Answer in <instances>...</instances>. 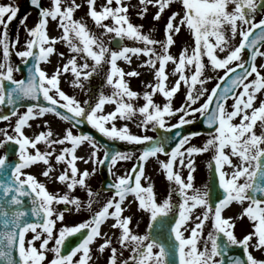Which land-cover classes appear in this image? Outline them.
<instances>
[{"label":"snow or ice","instance_id":"obj_1","mask_svg":"<svg viewBox=\"0 0 264 264\" xmlns=\"http://www.w3.org/2000/svg\"><path fill=\"white\" fill-rule=\"evenodd\" d=\"M172 2L138 0L137 15L143 19L151 6L156 9L152 19L159 22ZM30 4L37 9L38 19L32 27L25 24L27 17L20 19L28 36L22 50H15L18 37L10 39L8 32L19 9L0 4V109L7 108L0 111V121L9 122L0 127V147L5 149L0 154V264H91V245L98 239L102 242L97 251L109 253L106 264H225L226 256L228 264H264V258L250 251L264 254V98H259L264 95V63L257 64L258 57L264 59V16L256 19L264 10V0H180L182 11L168 15L162 40L151 35L154 30L145 32L142 24L132 22L129 9L136 5L123 0H104L99 5L98 0H50L49 6H43L42 0H30ZM85 6V17L101 30L99 34L89 28L85 17H75ZM50 23L59 35L49 34ZM182 28L190 33L192 44L174 55L170 49ZM237 35L240 39L233 44ZM126 40L132 44L124 43ZM58 43L67 46L66 59L64 52H57ZM13 52L27 71L19 79L14 77L21 68L13 65ZM53 54L63 63L49 74L41 65L50 63ZM132 56L145 57L139 66H146L153 75L154 82L147 83L142 93L133 90L126 79L140 73L135 69L126 72L118 63L131 64ZM169 63L173 65L170 72L166 71ZM209 65L214 72L222 71L211 90L205 86L213 79L206 75ZM100 72H104L110 94L101 90L93 96L89 91V98L81 101L60 86L61 78L70 76L72 88L84 89ZM169 76L175 77L171 85ZM182 85L184 102L174 107L173 97ZM157 94L163 97L162 104L154 100ZM141 98L143 103L138 104ZM107 105L114 107L105 111ZM21 108L25 110L21 112ZM46 114L71 127L62 135L54 134L44 120L46 130L31 137L26 134L30 120ZM196 114L209 129L202 146L190 143L199 132H182L184 125L194 123ZM172 117H178L176 123L168 122ZM117 119L133 121L145 134L131 133L127 123L117 126ZM85 123L109 141L141 145L130 170L123 175L112 172L118 161L132 159V153L100 143L88 132H73ZM149 128L155 136L146 134ZM40 143L45 145L43 150ZM56 145L61 146L58 154ZM85 145L90 153L78 156V148ZM101 151L103 156L98 155ZM205 152L212 153L207 167L215 181V198L212 185H194L195 159ZM161 155L166 159H160ZM150 158L158 161L169 182L168 196L162 201L157 200L154 185L145 175ZM77 161L91 162V172L81 170ZM106 162L114 180L103 185V190L111 196L93 210L100 194L86 181L97 164ZM38 163L45 166L40 175L66 190L49 191L36 174L26 171ZM61 164L63 169L53 177ZM182 169H187L186 176ZM142 178L149 180L147 185ZM77 187L86 191L85 201L72 195ZM129 195L148 215L143 234L133 229L130 216L123 215ZM25 197L30 198V207H25ZM234 202L242 206L236 219L246 217L250 223V231L242 238L235 235L236 220L223 215ZM57 204H64V209L57 210ZM82 210L91 215L74 225L63 223L66 212ZM110 218V228L119 233L115 240L102 231ZM57 221L61 222L58 230ZM208 222L211 230L204 237ZM29 232L30 239L26 238ZM165 232L167 240L162 238ZM76 234L82 238L63 252L67 240ZM50 241H54L51 247ZM233 246H239L242 255L229 256ZM123 251L129 252L126 258ZM49 252L51 259H47Z\"/></svg>","mask_w":264,"mask_h":264},{"label":"rangeland","instance_id":"obj_2","mask_svg":"<svg viewBox=\"0 0 264 264\" xmlns=\"http://www.w3.org/2000/svg\"><path fill=\"white\" fill-rule=\"evenodd\" d=\"M78 2H81V0H78ZM103 2H104V0H98V5L102 4ZM123 2L131 3L132 5H136L135 7H130V9H129V14H130L132 22L135 24H142L143 30L145 32H149L150 29L154 30L151 32V35L157 40H162L164 38L163 26L166 22L168 15H170V13L172 11H182V5L180 4V0H173L171 6L164 12L163 18L159 22H156L152 19V15L156 11V9L154 7L149 6L148 12L145 14V17L143 19H141L137 15V12L140 10L138 0H123ZM0 4H12L14 6H17L19 9L17 17L14 18V20L9 24L8 32H9L10 39H16L18 37L19 43L16 45L15 50H22L25 46V41L28 39V36L26 34L25 27L20 24V19L23 17H27V19L25 20V24L28 27H32V26H34V23L38 19L37 13L33 9H29L27 7L26 0H0ZM49 4H50V0H43V6H49ZM85 12H86V6L82 7L80 10H78L75 13V17L76 18L85 17ZM261 16H264V10L256 15V19L257 20L260 19ZM86 19H87L89 28L93 32L99 34V32L101 30L98 29L90 19H88V18H86ZM2 30L3 29L0 28V31H2ZM53 30H55V33L52 34ZM49 34H51V35H59L60 34V32L57 30L54 23H50ZM174 39H175V45L172 46L170 49L171 53L174 55H178L180 49L183 46H186V45L190 46L192 44V38H191L190 33L188 32V30L186 28H182L181 32L178 35H176L174 37ZM239 39H240V37L237 35V37L235 38L234 41H232V43L237 44ZM104 40L106 43H108V37L107 36L104 37ZM124 43L129 44V45L132 44L131 41H127V40ZM109 46L112 47L111 44ZM55 47L57 49V52H64L65 53V59L68 57L69 54H68V49H67L66 45H64L63 43H58ZM261 50H264V47H262ZM243 56H244V54H243ZM143 59H145V57H143V56H140L139 58H137L136 56H132L131 64H128L124 61L118 62L119 64H122V66L126 72L130 71L131 69H135L136 71H138L140 73V75L138 77H126V79L129 81L130 87L133 90L138 91L140 93H142L144 90H146L145 85L147 83L154 82L153 81V75L151 74V70L149 68H147L146 66L145 67L139 66L140 61ZM11 61H12L13 65H17L20 62V58L15 56V54L13 52V54L11 55ZM205 61H206V58H205ZM58 63H63V61L60 59V57L58 55L53 54L50 57V63H42L41 66L49 74H51L53 69L55 68V66ZM260 63H264V59L258 57L257 64L259 65ZM172 67H173V65L171 63H169L166 66V71L170 72ZM106 70H107V66H105L104 71L106 72ZM206 75L213 77V79L208 81L205 85L209 90H211V88L216 84V77L218 75H222V71H220L219 73L214 72L212 70L211 66L209 65L206 68ZM14 77L16 79H19L21 77V75H20V73L15 72ZM69 80H71L70 76H68L67 78L62 77L61 82H60L61 88L67 94L74 95L81 101L89 98L87 95V92H89V91L92 93L93 96L98 95V93L101 90H103L106 94H110V92H111V88L104 85V72H100L99 74L94 75L90 79V81L86 83L84 89L72 88L69 84ZM174 80H175V77L169 76L168 84L171 85V83ZM185 92H186V89L182 85L180 90L178 91V93L173 97V106L174 107H179L184 102ZM259 98H264V95L260 96ZM154 100L157 103H161V104L164 102L163 97L159 94H157L154 97ZM201 102H202V100H201ZM142 103H143V100L141 98L138 101V104H142ZM227 103L230 105L232 103V100L230 99ZM112 107H114V106L107 105L105 108V111L111 110ZM24 110L25 109H20L21 112ZM198 116H199V114H196L195 120L198 118ZM177 119H178V117H172L171 120L168 122L169 123H176ZM44 120H47L49 122V126L53 130L54 134L62 135L66 128L71 127V125L69 123H67L66 121L60 120L59 118L55 117L53 114H46L43 118H37L34 120H30L31 127L25 128L26 134H28L31 137L41 130H46L44 127V124H43ZM14 121H15V118H12L10 123L12 125H14ZM235 122H238V119ZM8 123L9 122L2 121V122H0V127H5ZM116 123H117V126H121L124 123H127L129 126L130 132L133 134H145V132L141 128L137 127L136 123H134L133 121H125V120L117 119ZM37 126H39V127H37ZM8 130H9V132H11V127H9ZM73 132L76 133V130L73 129ZM146 134L150 135V136H152V134H153V136H155L154 131H152L151 128L148 129ZM207 136H208V134L193 137L191 139L190 143L197 145V146H202L204 141L207 139ZM0 139H2V137H0ZM122 143L125 146H132V148H134V149L125 151V152L132 153V159L127 160V161H118L117 164L112 168V172H114L116 175L125 174L129 168V165L133 163L134 159L139 154V149H136V148H138V146H140V145L132 144V143H126V142H122ZM38 147L41 150H43L45 148V145L43 143H40V144H38ZM55 147L57 148V154H58L59 148L61 146L56 145ZM82 149L88 150L87 155L90 153V148L87 145L81 146L80 148H78V151L82 150ZM3 153H4V148L0 147V154H3ZM101 153L102 152H100L98 155L101 156ZM211 155H212L211 152H205V153H202V154H199L196 156V159H195L196 170L194 172V185L196 187L202 188L205 184H208V170L209 169L207 167V164L211 158ZM160 159H166V157L161 155ZM52 163L55 164L54 158L52 159ZM97 166H98V164L95 166L96 172L94 174H91L87 178V181H86L87 184L91 187V189L93 191L98 192L100 194L99 195V201L93 205V210H98L102 206V203L104 202V200L107 197L111 196V193L104 192V191L100 190V188H98L99 182H101V179H100V175H99L98 170H97ZM44 167L45 166L42 163H38L37 165L27 169L26 171H29V172H32L33 174H36L37 178L40 181L46 183V186L49 189V191H52V192H55L57 190H60L61 192L65 191L66 189H65L64 185H62L58 182H55V181H49L45 177L40 175V173ZM92 167H93V165L91 164V162H89L88 164H84L83 166H79V168L81 170H83L84 168H88L90 172H91ZM62 169H63L62 164L57 166V170L52 172L53 177L55 175H57L58 171H60ZM145 175L147 177H149L150 182L153 183L154 191H155V194H156L158 201H162L165 197L168 196L169 182L167 181L164 173L160 170L158 161L156 159L150 158L149 161L146 162ZM182 175H184V176L187 175V169H182ZM113 178H114V176H113ZM148 182H149V180H145L142 178V184L147 185ZM72 195L79 197L82 201H85L87 199L86 191L84 189L79 188V187H77L74 190ZM172 198H173V200L177 199V197L175 195H173ZM126 199L128 201L123 206L124 207L123 215L130 216L131 217V225H132L133 229L135 231H137L138 233L143 234L146 231V225L148 223V215L146 213H144L143 211L138 209V204L132 195H129L128 197H126ZM62 206H65V205L64 204L55 205L57 210H62ZM69 207H71V206H69ZM196 211L199 212L200 210L198 209ZM240 212H242V206L240 204H237L234 202L230 206V210H229L228 215H226V216H231L236 220L234 232H235V235L237 236V238H242L244 234H246L248 231H250V223L246 217L244 219H236V217L238 216V214ZM65 214L66 215H65V219H64L63 223L67 224V225H74L76 223H79V222L87 219L91 215V212L88 210H82L80 212H75V211L70 212V213L66 212ZM112 223H113V220L110 218L102 226V231L108 233L112 237V239L115 240L119 233L117 230L110 228V225ZM60 226H61V222L57 221L56 230H58ZM210 230H211V223L208 222L206 224L204 230H203V236L206 237L208 231H210ZM113 233H115V235H113ZM187 234L188 233H186V235ZM28 238L30 239L31 235H29ZM101 242L102 241L98 239L91 245L93 264H106V258L109 255L108 251L106 250L103 254H101L97 251L98 244ZM36 243L38 246L39 242H36ZM52 243H54V241H50L49 247H51ZM200 246L203 247V244L201 243ZM117 247H118V250H120L119 245H117ZM250 251H252V253L255 257L264 258V254H262L260 251L255 250V249H250ZM51 256L52 255L50 252L47 253V259H49Z\"/></svg>","mask_w":264,"mask_h":264},{"label":"water","instance_id":"obj_3","mask_svg":"<svg viewBox=\"0 0 264 264\" xmlns=\"http://www.w3.org/2000/svg\"><path fill=\"white\" fill-rule=\"evenodd\" d=\"M28 6L32 7L34 9H36L34 6H32L30 4V0H28ZM37 10V9H36ZM247 56H248V52H247ZM21 68V74L22 77L27 75V71L26 68L24 66V64L21 62L18 64ZM2 111L6 112L7 108H2ZM78 132H88L91 135H93L98 141H100V143H106L109 144L112 148L122 151L123 148L120 146V143L118 141H107L105 139V137H103L99 132L92 130L89 125L85 124H81L79 125L78 128H76ZM161 132H163V130H160ZM175 130H173L174 132ZM182 132L183 134H187L189 132H199L201 133H208L209 129L207 128L206 125L203 124V118L199 117V119L190 125H184L182 128ZM137 162V161H136ZM99 173L101 175V179H102V189H103V185H106L111 181L110 176H109V166H108V162H106L104 165H99ZM209 184L213 186L214 191H213V197L215 198V196L218 194L217 191L215 190V181L212 177V175L209 172ZM30 198L25 197V207H30ZM171 218V216H170ZM82 238V234H76L73 237L69 238L67 240L66 246L62 249L63 252H67L71 246L75 245L80 239ZM163 239L167 240V233L165 232L162 236ZM223 237H221L222 239ZM229 256L231 255H242V249L239 246H233L232 249L230 250V252L228 253ZM225 264H228L227 262V256L225 257Z\"/></svg>","mask_w":264,"mask_h":264},{"label":"bare ground","instance_id":"obj_4","mask_svg":"<svg viewBox=\"0 0 264 264\" xmlns=\"http://www.w3.org/2000/svg\"><path fill=\"white\" fill-rule=\"evenodd\" d=\"M53 33H55V30L52 31V34H53ZM50 35H51V34H50ZM119 65L123 68L122 64H119ZM87 151H88V150H84V149L79 150V151L77 152V155H78V156H85V157H87ZM77 163H78V167L84 165V163L81 162V161H77ZM51 175L53 176V174H51ZM127 201H128V200L126 199V202H125V203H127ZM123 206H124V205H123ZM229 210H230V207L224 211L223 215H225V216L228 215ZM108 224H109V223H108Z\"/></svg>","mask_w":264,"mask_h":264},{"label":"flooded vegetation","instance_id":"obj_5","mask_svg":"<svg viewBox=\"0 0 264 264\" xmlns=\"http://www.w3.org/2000/svg\"><path fill=\"white\" fill-rule=\"evenodd\" d=\"M128 255H129V252H128V251H124V252H123V257H124V258H126ZM91 264H93L92 261H91Z\"/></svg>","mask_w":264,"mask_h":264}]
</instances>
